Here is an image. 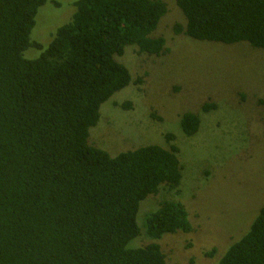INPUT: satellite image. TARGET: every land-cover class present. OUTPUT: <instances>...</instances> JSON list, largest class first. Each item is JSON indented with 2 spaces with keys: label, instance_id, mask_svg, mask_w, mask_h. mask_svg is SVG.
<instances>
[{
  "label": "trees",
  "instance_id": "1",
  "mask_svg": "<svg viewBox=\"0 0 264 264\" xmlns=\"http://www.w3.org/2000/svg\"><path fill=\"white\" fill-rule=\"evenodd\" d=\"M174 2L185 20L174 34L264 51V0ZM46 4L0 0V264H165L157 243L131 244L141 203L162 187L178 190V149L150 144L111 157L89 138L102 105L132 84L118 62L126 49L164 53L152 35L167 5L76 0L43 48L30 35ZM28 49L39 55L27 58ZM180 125L193 136L199 117L186 113ZM144 228L159 241L191 224L181 203L165 200ZM218 264H264V205Z\"/></svg>",
  "mask_w": 264,
  "mask_h": 264
},
{
  "label": "rangeland",
  "instance_id": "2",
  "mask_svg": "<svg viewBox=\"0 0 264 264\" xmlns=\"http://www.w3.org/2000/svg\"><path fill=\"white\" fill-rule=\"evenodd\" d=\"M75 1L47 0L31 40L46 47L45 36L67 23ZM162 1L168 12L152 37L163 38L164 53L126 49L118 62L130 71L132 84L102 105L89 143L111 157L150 144L176 147L182 167L178 190L162 187L141 203L140 236L131 245L157 243L165 264H218L264 205V51L174 34L184 17L174 0ZM29 54L37 57L39 51L28 49ZM186 113L199 117L193 136L180 127ZM165 200L185 207L191 231L153 241L144 220Z\"/></svg>",
  "mask_w": 264,
  "mask_h": 264
}]
</instances>
